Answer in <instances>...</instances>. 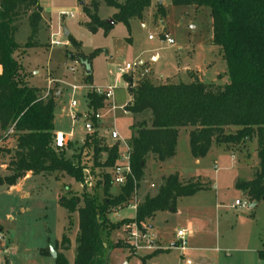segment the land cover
I'll use <instances>...</instances> for the list:
<instances>
[{"label":"rangeland","instance_id":"obj_1","mask_svg":"<svg viewBox=\"0 0 264 264\" xmlns=\"http://www.w3.org/2000/svg\"><path fill=\"white\" fill-rule=\"evenodd\" d=\"M97 1L98 17L104 21L112 19L114 9L103 0ZM90 2L39 0L42 19L35 36V41L42 45L39 47H24L30 28L26 17L19 22L15 40L20 47L13 54L19 64V78L54 98V130L66 135L62 149L84 167L85 178L82 183L65 174H30L15 185H0V264H54L51 250L62 253L72 264L77 214H70L61 207L58 197L77 196L81 205L82 195L90 193L96 181L102 178L100 173L111 172L110 168L97 167L91 153L82 149L87 124L89 132L92 129L87 104L91 90L97 93L108 86L113 88L112 100L105 109L96 112L97 132L107 144H112L116 141L109 132L116 130L119 153H122L124 143L128 144L132 134L131 125L139 117L124 112L125 104L131 99L128 89H133L144 73L147 72L146 78L155 84L186 83L188 74L201 75L204 82L222 84L227 80L220 50L211 43V16L207 7L175 6L171 0H151L142 19H130L129 29L118 22L105 35L101 28L91 31L86 26L88 18L81 7H89ZM158 3L164 8V16H155ZM163 33L174 43L168 44L162 38ZM70 37L79 43V48L71 44ZM50 40L60 44L51 45ZM93 51L97 55L88 63L91 81L86 82L85 65L79 61V56L81 53L89 56ZM126 63L132 69L123 72ZM124 77H130L131 81ZM71 101L75 106H70ZM142 119L147 121L148 115L139 118ZM188 131V127L179 128L175 154L163 165L152 160L146 163L144 177L133 198L140 203L146 195L154 196L161 178L177 170L183 179L207 177L210 189L181 197L176 211L157 212L152 219L140 223H135V210L130 206L111 213L109 219L117 227L111 231L109 240L111 244L120 243L119 248L106 251V264H186L179 248L167 251L177 239V230L186 228V220L202 222L208 228L203 246L207 250L202 247L204 250L195 252L196 257L201 256L206 261L201 262L197 257L194 264H264V258L258 256V250L263 248L262 243L264 245V201L254 208L231 207L235 198L244 200L234 184L237 179H249L253 173L257 160L255 138L231 150L212 145L200 162L195 163L189 149ZM226 131L232 132L234 128ZM13 144L11 137L0 143L2 148H11ZM6 161V152L0 150V175L9 173L6 165L1 166ZM122 163L117 158L115 165ZM117 187L113 184L112 192H116ZM134 224L142 233L153 225L152 233L156 236L154 239L151 236L152 244L159 249L148 250L155 253L163 247L167 249L147 256L151 251L136 248L128 239V231ZM217 236L218 241L213 242ZM194 242L195 239L187 238L188 247L201 246ZM146 243L141 241L140 245ZM44 248L48 255L41 253Z\"/></svg>","mask_w":264,"mask_h":264},{"label":"trees","instance_id":"obj_2","mask_svg":"<svg viewBox=\"0 0 264 264\" xmlns=\"http://www.w3.org/2000/svg\"><path fill=\"white\" fill-rule=\"evenodd\" d=\"M103 2L114 9L111 15L114 24L119 22L129 29L130 19H142L151 0ZM171 3L209 9L211 43L220 50L227 80L222 84L203 82L188 74L190 80L186 83L155 84L146 78L134 85L131 99L124 106V112L139 116L131 125L127 144L131 174L125 183L112 192L111 174L102 172L91 192L82 195L81 205L77 196L58 197L61 207L77 214L72 264H106V251L119 248L120 242L111 244L109 240L111 231L117 227L109 215L128 207L149 160L162 163L175 154L181 127L189 128L188 144L195 159L205 156L212 145L231 150L255 138L256 170L251 179L237 181L235 188L249 202L264 201V0H171ZM98 6L97 0H91L89 7L81 8L88 18L87 28L91 31L101 28L106 35L114 24L109 25L98 17ZM41 15L39 0H0V143L8 137L14 140L11 148L0 145V150L7 154V161L1 164L9 172L0 175V185H15L27 172L65 174L82 183L85 178L80 162L54 146V98L19 78V64L13 55L20 47L15 40L19 22L26 17L30 28L24 47H39L42 45L35 41V36ZM156 15H165L160 3L155 8ZM69 41L79 48V43L71 37ZM95 55L96 51L89 56L81 53L79 61L89 65ZM124 78L131 81L130 77ZM88 81H91L90 73L86 75ZM87 104L92 129L85 134L82 149L91 153L97 167L111 169L118 158V144H107L98 136L95 117L108 103L103 94L91 90ZM146 114L147 121L139 120ZM228 128L234 131L227 132ZM206 189L207 184L199 177L183 179L179 172L163 176L156 194L146 195L137 204L134 221L152 219L157 212H174L179 198ZM262 247L258 250L259 258H264L263 244ZM41 253L48 255L47 248ZM54 264L69 262L56 252Z\"/></svg>","mask_w":264,"mask_h":264},{"label":"built area","instance_id":"obj_3","mask_svg":"<svg viewBox=\"0 0 264 264\" xmlns=\"http://www.w3.org/2000/svg\"><path fill=\"white\" fill-rule=\"evenodd\" d=\"M149 39L152 38L151 35L148 36ZM162 38L168 43V44H173V39L171 37L168 36L167 33H163L162 34ZM50 44L51 45H59L60 43L57 40H50ZM132 66L129 65L128 63H126L124 65V70L123 72H126L127 70H131ZM121 72L122 70H120L117 74L118 77L121 76ZM112 87L108 86L106 88H104L103 90H97L98 94H103L104 97L106 98V102L108 103V101L113 97V93H112ZM70 106L73 107L75 106V102L71 101ZM110 137L112 139H114L118 146H119V141H117V139H119V134L116 130H111L109 132ZM54 146L56 148H62L65 146L66 143V135H64L62 132H55L54 134ZM125 146V151L122 153L118 154V160L122 161V164H118L115 165L113 168H111V179H112V183L115 185H123L125 183V180L127 178L128 175L131 174L130 171V166H129V147L126 143H124ZM151 186H153V184H151ZM136 194V191L134 192L133 196ZM137 202L134 200V198H132L130 204L128 206L132 207L134 210L136 209L137 206ZM236 206L242 207V208H247L250 206L249 201L244 198V200H239V199H235L233 201V203L231 204L232 208H235ZM191 229L190 228H183V229H179L176 232L177 235V239H176V243L173 245L176 248H179L180 250H185L187 248V238H189V236L191 235ZM150 233L146 232H140L138 230V228L136 227V225L134 224V227L129 229L128 231V239L130 241H132V244L136 247V248H140V249H153V240L151 238ZM150 239H149V238ZM154 239V237H153ZM147 240V241H146ZM141 241H145L147 242L145 245H140Z\"/></svg>","mask_w":264,"mask_h":264},{"label":"crops","instance_id":"obj_4","mask_svg":"<svg viewBox=\"0 0 264 264\" xmlns=\"http://www.w3.org/2000/svg\"><path fill=\"white\" fill-rule=\"evenodd\" d=\"M0 71H1V67H0ZM200 71V70H199ZM147 75H148V73H147ZM193 76H196V75H193ZM199 80H201V81H203L202 79H201V75H197L196 76ZM118 79H119V77H118ZM190 80V79H189ZM210 81H213L212 79L210 80ZM204 82V81H203ZM56 130H54V132H55ZM14 145V144H13ZM232 153V152H231ZM257 158V157H256ZM195 159V158H194ZM200 158L199 159H195V163H198V162H200ZM165 163V162H164ZM163 162H162V165L164 164ZM257 163H258V160H256V164L254 165V169H253V173H251V177L249 178V179H251L252 177H253V175H254V172H255V170H256V167H257ZM1 166H5V164H1ZM174 172H179L180 173V171H173V173ZM30 175V173H26L25 174V177L26 176H29ZM168 175V174H167ZM180 175H181V173H180ZM190 176V175H189ZM181 177H182V175H181ZM193 177V176H192ZM198 177L199 178H201L202 180H204V182L207 184V187H208V189H210V181H209V179H207V177H205V176H201V175H198ZM186 179L187 178H189V177H185ZM249 179H246V180H249ZM239 180H241V179H237L236 181H235V184H236V182L237 181H239ZM241 181H244V180H241ZM209 184V185H208ZM235 184H234V187H235ZM236 189V188H235ZM201 192H204V190H200V191H198V192H196L195 194H197V193H201ZM242 196L244 197V195H243V193H242ZM235 199H238V198H235ZM234 199V200H235ZM261 202V201H260ZM250 203V205L251 204H254L253 205V207L252 208H254L255 206H257L258 204H259V202L258 203H255V202H249ZM249 208H250V206H249ZM176 210H177V204H176ZM175 210V211H176ZM185 225H186V228H190L191 229V235L189 236V239H195V244H201V246H199V247H194L192 244L188 247L187 246V248L185 249V250H181L182 251V255H183V257H185L184 259H185V262H186V264H194V260H196V258L197 257H199L200 258V260H201V262H205L206 261V259H204L203 257H201V256H197L196 257V251H197V249H200V250H204V249H202V247L203 246H205L204 244H206L205 242V239L207 238V232H208V228L204 225V223H202V222H198L197 224L196 223H194L193 221H191V220H186L185 221ZM148 230L149 231H147L148 233H150L151 235H153V237L154 236H156L154 233H152V230H153V225L152 224H150V226L148 227ZM218 237L219 236H217L215 239H214V241L213 242H217L218 241ZM157 239V238H156ZM177 241H175V242H173L172 243V247L171 248H169V249H167V248H165V249H167V251H170L172 248L173 249H177L176 247H174L173 245L176 243ZM263 244V243H262ZM159 247V246H158ZM156 248V246L153 248V250L154 249H159V248ZM203 248H205V250H207V248L206 247H203ZM145 249V248H144ZM164 249V247L162 248V249H160L159 251H156L155 253H152V251L153 250H148V249H145V250H148V251H151V252H149V254H147V256H151V255H155L156 253H158V252H160V251H164L165 250ZM182 257V258H183Z\"/></svg>","mask_w":264,"mask_h":264},{"label":"water","instance_id":"obj_5","mask_svg":"<svg viewBox=\"0 0 264 264\" xmlns=\"http://www.w3.org/2000/svg\"><path fill=\"white\" fill-rule=\"evenodd\" d=\"M104 22L107 23V24H109V25H113V24H114V21H113L112 19L105 20ZM64 34H65V36H67L68 32L65 31ZM85 69H86V74H89V73H90L89 65H85ZM146 77H147V72L144 73V74L141 76V79H140V80L136 81V84H138V83H140L141 81H143L144 79H146ZM132 90H133L132 88H129V89H128V91H129L130 93L132 92ZM86 132H87V133L89 132V124H87V126H86ZM246 140H248V138H246ZM253 205H254V204H251V205H250V208H252ZM51 254H52L53 258H54L56 253H55L53 250H51Z\"/></svg>","mask_w":264,"mask_h":264}]
</instances>
